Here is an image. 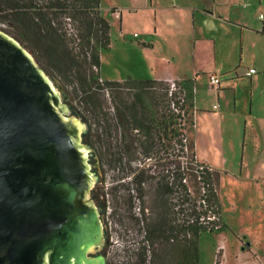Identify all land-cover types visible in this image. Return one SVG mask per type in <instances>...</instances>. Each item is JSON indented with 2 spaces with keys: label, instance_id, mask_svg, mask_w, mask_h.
I'll return each mask as SVG.
<instances>
[{
  "label": "trees",
  "instance_id": "trees-1",
  "mask_svg": "<svg viewBox=\"0 0 264 264\" xmlns=\"http://www.w3.org/2000/svg\"><path fill=\"white\" fill-rule=\"evenodd\" d=\"M100 2L0 0V22L8 26L12 38L36 57L47 75L70 89L83 111L79 106L67 104V107L72 115L84 120L85 137L92 148L101 152L108 166L123 171L139 157L155 162L163 158V220L158 201L151 214L138 215L133 209L135 201L131 200L128 208L118 215L117 222L121 228L133 229L141 239L135 249L126 247L121 264H199L200 235L222 232L227 225L221 219L213 173L208 168L196 170L199 163L188 137L193 127L190 113L193 82H177L178 87L188 92L185 115L178 117L169 108L171 99L165 81L130 77L122 82L102 80L100 54L110 48L111 37L110 24L101 14ZM107 92L112 94V108L106 107L104 93ZM84 112L88 114L86 119ZM175 163L178 189L174 194ZM198 176L200 181L196 180ZM188 177L194 180L197 197L189 192ZM201 185L205 189L204 199L200 196ZM209 215L214 219L207 221ZM215 264H219L218 259Z\"/></svg>",
  "mask_w": 264,
  "mask_h": 264
},
{
  "label": "water",
  "instance_id": "water-1",
  "mask_svg": "<svg viewBox=\"0 0 264 264\" xmlns=\"http://www.w3.org/2000/svg\"><path fill=\"white\" fill-rule=\"evenodd\" d=\"M58 88L0 31V264H65L70 232L84 226L87 246L102 243L88 200L86 128Z\"/></svg>",
  "mask_w": 264,
  "mask_h": 264
},
{
  "label": "crops",
  "instance_id": "crops-1",
  "mask_svg": "<svg viewBox=\"0 0 264 264\" xmlns=\"http://www.w3.org/2000/svg\"><path fill=\"white\" fill-rule=\"evenodd\" d=\"M251 2V0H149L147 10L151 16L150 33L145 40L139 38L140 35L137 33H134L137 43L133 49L136 56L144 57V54H147L153 57L152 62L155 63L148 65L147 68L143 65L140 68L138 66L129 67L122 63L121 59H117L116 56L112 55L108 57L111 66L109 74L104 72V76L100 74L102 80L110 79L108 81L118 82H122L128 77L135 80L153 81L174 80L183 82L191 80L193 82V108L191 110L193 127L189 135L196 161L206 164L209 161L212 162L213 159L221 162L223 149L225 147L229 149L230 141L233 138H238L240 142L238 153L241 151L239 173L243 170L244 165L248 164L245 159L248 152L247 145L251 146V148L253 146L255 148V145L259 146V138H257V129L255 127L258 115L256 110L258 103L261 100L264 101V51L256 49V57L253 48L255 46L250 40L253 38L252 34H256L260 30L263 34L264 31L258 20V24H249L247 22L249 18L244 15L243 8L249 6ZM129 11H136V8L131 7ZM112 12L115 13V16H119V19L121 18V22L123 21L122 13L119 15L115 10ZM236 13L241 14V16H235ZM232 25L237 26L241 30L239 42L235 38L229 39L221 34V31H225L228 26ZM117 35L120 39L117 44L124 47L126 40L121 26ZM110 37L111 48L114 43L111 26ZM139 43H145L148 46H141ZM130 46H133V44H130ZM236 46L239 47L240 66L244 60H255L261 67L259 73L254 67L247 68L241 73L239 72V66L233 68V72H229L230 69L223 68L226 48L231 47L230 51H232ZM110 48L106 51H101V69L104 56L110 51ZM155 52L159 54V57H155ZM119 65L123 67L124 72L119 69ZM248 69H255L256 73L246 76ZM210 75H216L221 80L217 91L209 88ZM242 81L247 83L248 90L244 108L239 110L238 104L241 105L240 99L242 100V95L240 94V90L242 91L240 83ZM200 94H204L205 99ZM212 96L213 98L211 99ZM227 99H231L233 102L234 113L232 118L238 126L237 134L230 130H222L225 128L224 123L228 122L229 118L225 116L223 111L221 112L220 101L223 100L224 102ZM208 101L210 114L214 116L212 118L213 122H217L215 125H211L209 120L206 119L208 118L207 114L202 112L205 108V106H201L203 105L202 103ZM199 126L204 131L206 140L204 151L206 154L208 153L207 155L202 154L198 144L199 135L197 134V129ZM210 127L214 129V135H212V132L209 133ZM213 137H217V139L220 137L219 141H214L213 143ZM224 161L226 162V159ZM209 169L212 173L228 174L223 169V166H210Z\"/></svg>",
  "mask_w": 264,
  "mask_h": 264
},
{
  "label": "rangeland",
  "instance_id": "rangeland-1",
  "mask_svg": "<svg viewBox=\"0 0 264 264\" xmlns=\"http://www.w3.org/2000/svg\"><path fill=\"white\" fill-rule=\"evenodd\" d=\"M251 1V4L246 8H243V11L244 15L249 18V20L246 21L249 24H255L257 23L258 15L264 14V0ZM148 3L149 0H101L100 11L102 16L109 22L111 26L112 39L114 41L113 45L110 48V51L106 53V56H104L102 67L103 71L100 67V74L102 76H104V73L109 74L111 70L108 57L112 55L116 56L117 59H121V62L129 67L138 66V68H140L143 65L145 66V68H147L148 65L150 66L155 63L152 62V56H149L147 54H144V57L136 56V53L133 49V47L137 43V39L134 37V33L140 35L139 38L143 40L148 38V35L150 33L151 16L149 11L147 10ZM131 7H135L136 11H129V8ZM240 9L242 10V8ZM114 10L118 12L119 15L122 13V22L121 18L119 19V16L114 15L115 13L112 12ZM134 13L137 14L134 15ZM235 16H241V14L236 13ZM120 26L121 29H123L124 38L126 40L124 47H121L117 44V42H119L120 40L117 35ZM227 28L228 29H226L225 31H221V34L228 37L229 39L235 38V40L239 42V33L241 32V30L234 25L228 26ZM0 31H3L7 35H9L8 26L6 24H2L1 22ZM215 31L219 32L220 30ZM263 34L260 30V32L252 34L254 39H250L252 44L255 46L253 47L255 56L257 55V50L264 51ZM130 44H133V46H130ZM230 49L231 47H227L224 54V56L226 57V59L225 57L223 59L224 69H230L229 72H233V68L239 66L240 73L250 67H254L255 69H257L258 73L261 71L259 63H256L255 60H244L240 66L239 47L236 46L235 49L232 48V51H230ZM247 54L249 53L247 52ZM30 55L38 64V61L35 59L36 57H34L32 53H30ZM155 57H159V54L157 52H155ZM38 66L40 67L39 64ZM40 68L47 75L44 68ZM122 68L123 67L119 65V69L124 72V69ZM47 76L53 81V85L55 87L57 83L61 86V90L58 88V91L61 94L63 103H65L66 105L71 104L73 106H79V109L83 111L82 106L78 105L77 100H74V95L69 93L70 89L62 86L58 79H53L49 75ZM240 85L242 89V91L240 90L242 100L240 99L241 105L238 104L239 110H241V108H244L248 90V85L246 82L242 81ZM104 96V99H106V107L112 108L114 104V101L112 100V94H110V92H107V94L104 93ZM201 97L205 99L204 94ZM212 98L213 96L211 97V99ZM202 104L203 105L201 106H205V108L203 110H199H202V112L207 114L208 118L206 119L209 120L211 125L217 124L216 121L213 122L212 118L214 116L210 114V108H208V106H210L209 101ZM220 106L221 112L223 111L225 113V116L229 118L228 122H226L227 124L224 123L225 128H223L222 130H230L237 134L238 126L232 118L234 113L233 102L231 101V99H227V101L224 100V102L223 100H221ZM256 112L258 115L256 114L257 120L255 122V127L257 129V138H259V146L255 145V148L254 146L253 148H251V146L247 145L248 152L246 153L245 159L248 164L244 165L241 173H239L241 151L238 153V146L240 143L238 138H233L230 141L229 149L226 147L223 149L221 155H223L224 159L221 158V162L215 161L213 159L212 162L209 161V163L206 164L198 162L199 164L206 166L207 168H210V166H223V169L228 172V174L213 172L212 176L214 188L219 195L222 221L227 225V229L219 233H202L200 235L199 264H215L216 259H218L219 264H264V101L261 100L258 103ZM70 114L72 115V113ZM83 115L86 119L88 114L84 112ZM73 116H75V114H73ZM79 121L81 123H84L86 128L84 120L79 119ZM196 124L197 123L195 120V125ZM213 130L214 129H211L210 127L209 133L212 132V135H214ZM189 133L188 137L191 141ZM197 134L199 135L198 144L201 152L202 154L207 155L208 153L206 154V152L204 151L206 143L205 135L200 126L197 129ZM219 138L220 137H218V139ZM218 139L217 137H213V143L214 141L218 142ZM82 141L86 144L89 143L88 137H83ZM99 152L100 151L98 150V153ZM99 154H101V152ZM139 159H141V157H139ZM225 159L226 162L224 161ZM107 167L108 166H106L105 168L103 167V170L106 172L104 180L108 187H112L114 178L118 176V173L116 169H113V171H108L109 168ZM132 167L135 166L132 164ZM187 185L191 195L193 197H197V188L195 187L194 180L192 178L188 177ZM117 218L118 216L116 214H112L108 219L109 244L111 245V247L107 249L106 255H104L107 257L109 264H121V262H123L124 250L126 249V247L135 249L138 246L137 242L141 239V237L133 229L128 230L125 227L121 228L119 225L120 223L117 222ZM123 226H126V223H123Z\"/></svg>",
  "mask_w": 264,
  "mask_h": 264
},
{
  "label": "flooded vegetation",
  "instance_id": "flooded-vegetation-1",
  "mask_svg": "<svg viewBox=\"0 0 264 264\" xmlns=\"http://www.w3.org/2000/svg\"><path fill=\"white\" fill-rule=\"evenodd\" d=\"M83 137H85V133L81 134V142L89 148L87 163L91 186L88 191V200L100 224L102 243L94 247L87 246L84 241L85 237L89 236L90 233L86 226H84L83 232L80 235L76 231L70 232L71 238L67 244L66 254L62 258L66 261L65 264H98V258L102 257L104 264H109L105 256L107 249L111 247L108 231L109 216L112 214L118 216L120 213H123L133 199L135 201L133 209L138 215L142 212L151 214L153 212L152 209L156 207V201H158V209L161 212V219L163 220L165 197L164 161L162 157L157 162L150 158L132 160L130 162V169L127 168L122 171L119 168L108 166L106 161L89 143L86 144L82 141ZM159 147L162 148L161 144ZM132 164L135 167H132ZM106 166L109 168L108 171L116 169L118 173V176L114 178L112 187H108L104 180L106 172L103 170V167L105 168ZM173 173V192L175 194V191L178 189V166L176 163L173 165ZM168 185L171 187V182ZM76 234L78 235L77 238Z\"/></svg>",
  "mask_w": 264,
  "mask_h": 264
},
{
  "label": "built area",
  "instance_id": "built-area-1",
  "mask_svg": "<svg viewBox=\"0 0 264 264\" xmlns=\"http://www.w3.org/2000/svg\"><path fill=\"white\" fill-rule=\"evenodd\" d=\"M258 21L261 23L262 29L264 31V14L258 15ZM255 73H256L255 69H248L246 76H250V75H253ZM165 82H167V96H168V98L171 99L169 108H170L172 114H174L175 116H178V117H184L185 109H186V106L184 107V105L186 103V98H187L188 92L186 91V89L178 87L177 81L169 80V81H165ZM178 82H181V81H178ZM220 82H221L220 78H218L216 75H210L209 76V82H208L209 88L215 89L217 91L219 89ZM214 108H216V107L214 106ZM204 168H207V167L199 164V166L197 167L196 170L203 171ZM196 180L200 181V176H198L196 178ZM184 182H186V180H184ZM204 194H205V189H204L203 185H201L200 196H202L203 199L205 198ZM203 199L200 200V203H202L204 205L205 203H204ZM213 219H214V217L209 215L206 220L211 221Z\"/></svg>",
  "mask_w": 264,
  "mask_h": 264
}]
</instances>
